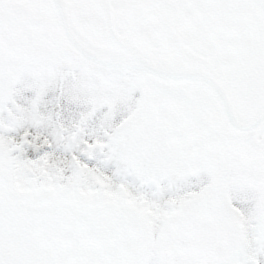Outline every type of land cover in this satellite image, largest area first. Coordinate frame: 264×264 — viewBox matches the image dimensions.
<instances>
[{
	"label": "snow or ice",
	"instance_id": "6c2138e0",
	"mask_svg": "<svg viewBox=\"0 0 264 264\" xmlns=\"http://www.w3.org/2000/svg\"><path fill=\"white\" fill-rule=\"evenodd\" d=\"M0 264H264V0H0Z\"/></svg>",
	"mask_w": 264,
	"mask_h": 264
},
{
	"label": "rangeland",
	"instance_id": "374dc122",
	"mask_svg": "<svg viewBox=\"0 0 264 264\" xmlns=\"http://www.w3.org/2000/svg\"><path fill=\"white\" fill-rule=\"evenodd\" d=\"M241 13H243V12H241ZM243 14H246V13H243Z\"/></svg>",
	"mask_w": 264,
	"mask_h": 264
}]
</instances>
